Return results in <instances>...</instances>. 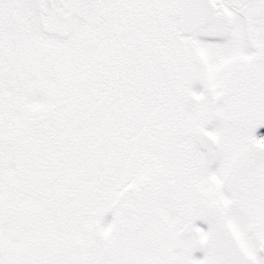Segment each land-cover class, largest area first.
<instances>
[{"label": "snow or ice", "instance_id": "snow-or-ice-1", "mask_svg": "<svg viewBox=\"0 0 264 264\" xmlns=\"http://www.w3.org/2000/svg\"><path fill=\"white\" fill-rule=\"evenodd\" d=\"M0 264H264V0H0Z\"/></svg>", "mask_w": 264, "mask_h": 264}]
</instances>
